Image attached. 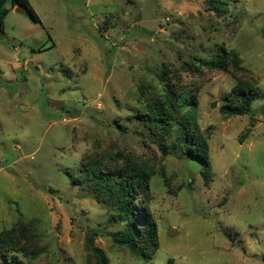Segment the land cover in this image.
<instances>
[{"label":"rangeland","instance_id":"rangeland-1","mask_svg":"<svg viewBox=\"0 0 264 264\" xmlns=\"http://www.w3.org/2000/svg\"><path fill=\"white\" fill-rule=\"evenodd\" d=\"M29 1L41 21L9 1L0 37V231L22 221L44 250L18 254L21 264L94 263L92 234L110 264H264V118L220 113L238 79L259 95L253 108L264 105V0H229L222 16L210 0ZM220 47L246 71L195 59ZM164 74L199 98L210 169L172 146L175 134L165 153L142 120ZM87 160L149 175L134 204L157 222L150 261L113 242L125 223L76 181Z\"/></svg>","mask_w":264,"mask_h":264},{"label":"trees","instance_id":"trees-1","mask_svg":"<svg viewBox=\"0 0 264 264\" xmlns=\"http://www.w3.org/2000/svg\"><path fill=\"white\" fill-rule=\"evenodd\" d=\"M9 1L12 7L19 6L28 11L34 21H41L29 0H0V37L4 32ZM210 5L222 16L228 10L229 0H210ZM195 59L208 69L228 71L230 61L233 70L246 71L241 66L239 52L228 51L224 47H220L210 58ZM186 65L189 70L198 68L193 63L187 62ZM160 78L164 82L161 98L159 101L152 99L148 102L146 111L141 114L142 120L149 131L161 137L159 145L165 153L168 148L167 141L175 134L176 139L171 145L180 149L186 157L199 161L206 169H210L209 137L201 130L196 118L199 98L194 92L177 87L171 81L165 82V74ZM232 92L233 96H228L227 102L220 106L221 114L227 117L259 114V109L252 106L259 95L253 91L251 85L238 79ZM186 107L188 110L184 111ZM254 125L252 121L251 127L242 133L241 142L249 137ZM148 179L149 175L133 161L116 169H106L98 160H87L76 180L78 183H87L93 191L103 194L110 203L117 206L114 219L125 223V226L112 235L113 242L127 248L135 258L144 262L150 261L158 248V227L151 208L144 206L138 209L134 204L137 198H142L141 188L147 186ZM94 236L95 234L89 235L86 239V249L92 252L96 260L88 264H110L105 253L95 245ZM43 251L38 234L22 221L0 231V256L8 263L21 264L18 254L36 259Z\"/></svg>","mask_w":264,"mask_h":264},{"label":"water","instance_id":"water-1","mask_svg":"<svg viewBox=\"0 0 264 264\" xmlns=\"http://www.w3.org/2000/svg\"><path fill=\"white\" fill-rule=\"evenodd\" d=\"M16 11L19 12V13H24V9L22 7H16ZM259 113L261 114V116L264 118V105H262L260 108H259ZM175 234V230H171L170 231V235H174Z\"/></svg>","mask_w":264,"mask_h":264},{"label":"crops","instance_id":"crops-1","mask_svg":"<svg viewBox=\"0 0 264 264\" xmlns=\"http://www.w3.org/2000/svg\"><path fill=\"white\" fill-rule=\"evenodd\" d=\"M16 7H18V6H16Z\"/></svg>","mask_w":264,"mask_h":264}]
</instances>
